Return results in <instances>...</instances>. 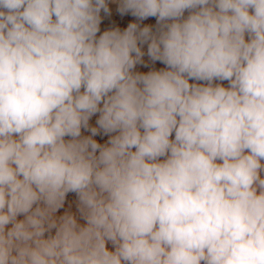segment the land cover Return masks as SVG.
<instances>
[{"label": "clouds", "instance_id": "9594fccd", "mask_svg": "<svg viewBox=\"0 0 264 264\" xmlns=\"http://www.w3.org/2000/svg\"><path fill=\"white\" fill-rule=\"evenodd\" d=\"M0 264H264V0H0Z\"/></svg>", "mask_w": 264, "mask_h": 264}, {"label": "rangeland", "instance_id": "374dc122", "mask_svg": "<svg viewBox=\"0 0 264 264\" xmlns=\"http://www.w3.org/2000/svg\"><path fill=\"white\" fill-rule=\"evenodd\" d=\"M110 7H112V6L110 5ZM102 15H103V14H102ZM113 16L115 17V12L113 13ZM134 19H135V18H133V17H131V16H127V17H125V18H123V19H120V21H119V25H116V24H114V23H110L108 20H105V21L102 23V25H101V33H102L103 31H105V30H108L110 27H113V26H121L122 28H123V27H126V26H127V23H128V22H132V21H134ZM145 23L154 24V23H155V18H149V20H148V21H145ZM99 34H100V33H98V35H99ZM145 51H146V47H145ZM145 59L147 60V57H145ZM150 67H152V66L150 65ZM154 67H156L157 69H159V68H161V67H164V65H162V64L159 63V62H157V63L154 65ZM137 70H138V71H145V72H146V71H148L149 69H145V68H142V67L138 66ZM190 82H191V81H190ZM225 83H226V82H225ZM94 121H95V118H93L92 123H94ZM84 134L87 135L88 133H84ZM96 139H98L99 142L103 143L104 140H106L107 138L105 137V138L101 139V138L97 137ZM74 201H75V196H74V194H69L68 201L66 202V205H65V209H62L59 213H57V215L62 214L63 211L66 210V209L68 208V204H69V203H72V211H75V204L73 203ZM80 223H84V221L81 220Z\"/></svg>", "mask_w": 264, "mask_h": 264}]
</instances>
